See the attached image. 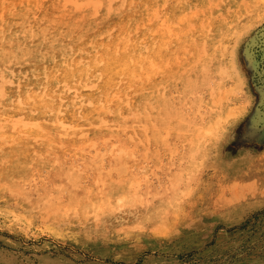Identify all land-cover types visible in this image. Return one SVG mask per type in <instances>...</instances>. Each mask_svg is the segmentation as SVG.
<instances>
[{
  "label": "rangeland",
  "instance_id": "rangeland-1",
  "mask_svg": "<svg viewBox=\"0 0 264 264\" xmlns=\"http://www.w3.org/2000/svg\"><path fill=\"white\" fill-rule=\"evenodd\" d=\"M47 1L38 0L37 4L44 7ZM102 1L106 8L120 5L119 0ZM228 2L229 0H203L198 4L194 2L193 6L181 11L193 16L184 21V27L176 18H171L170 21L165 18L176 0H152L150 4H135V8L132 5L127 10L131 13V18L121 34L125 42L132 34L140 36V32L149 34L153 31V37L149 39L153 40V64L150 66L153 70V100L149 101L153 107L147 103L149 112H153L150 117L153 121V133L137 128V135L130 138L123 135L119 140L118 137L112 138V133L107 130L105 133H96L95 138L100 146L104 143L109 147L112 144L127 145V150L133 151L134 155H125V160L120 165L110 158L103 161L104 163L97 158L90 159L87 165L85 162L86 166H79L80 169L75 175L79 178L76 181V190L78 195L90 192L96 195L111 181L118 187H123V182H127L126 188L137 202L143 205L150 201L153 205V212L156 211L153 213V222L139 226L135 208H125L118 214L108 212L99 221L90 215L81 216L75 205L76 202L79 203L80 197L77 194L70 195L68 191V175L54 172L49 167L30 166L29 178L42 175L48 180L49 191L40 198H44L42 201L47 212L42 211L36 195L25 198L11 191L0 190V264H264V17L240 29L236 40L241 86L239 83L237 85V77L225 80L216 73L205 69L203 71L200 63L197 64L199 68L196 65L191 69V59L199 51L197 58L200 55L203 57L204 48L200 49L196 39H191L194 44L192 48L189 43L186 48L179 43L182 30L205 24L207 17L210 20L219 17L224 20ZM82 3L74 5L69 2L67 4L65 0L52 1L48 8L45 7L47 18L51 20L48 27L55 30L73 25L72 28L83 32L82 30L86 31L84 26L88 22L93 23L92 30L109 23L106 28H114L109 31L105 29L103 37H115L122 26L119 22L123 20L124 14L120 11L124 8H117L113 10L117 13L103 18L104 13L94 16L92 4L88 3L86 6L87 3ZM25 5L27 4L20 5V8L25 11L31 8L29 5L26 8ZM245 5L246 0L242 3V6ZM56 8L60 10L57 11ZM33 12L35 11L30 14ZM30 16V21L24 20L22 27L35 28L36 40L43 42L46 30L41 26L45 25L32 21L37 12ZM162 19L167 23H163ZM75 21L81 26L75 25ZM158 32L162 35L161 39ZM103 37L100 35V39H104ZM22 40L31 41L32 37L23 35ZM186 40L190 39L187 37ZM143 41L141 38L140 43ZM172 42L175 53L171 52ZM32 43L34 42L29 44ZM160 53H164L161 58ZM11 67L0 65V82L4 74L11 72ZM194 69H197L196 74ZM138 75L139 78L135 79L139 82L143 77L140 74L137 77ZM183 83H188L190 92L183 91ZM233 85L236 90L234 93L223 92V88L228 90ZM15 87L14 84L10 85L8 91L12 92ZM227 106L232 111L230 116L225 112L228 110ZM206 107H210L211 111L220 109L227 116L219 121L205 139L198 132L194 133L195 136L200 135V139L204 141H201L202 145H198L199 150L192 157L193 163L189 159L193 164L190 166L185 157L189 158L193 149L186 134V125L193 121L195 112ZM187 152L188 155L185 154ZM94 154L93 151L91 156ZM2 159L3 164H10L6 156ZM203 159L205 162H200ZM33 162L31 164H35ZM15 163L23 166L21 159ZM63 168L67 167L64 165ZM85 176H90V182L85 183ZM26 190H29L28 186H25ZM134 193L136 196H133ZM52 198L54 201L57 199V204L50 205ZM50 212H58L64 219L60 216L51 217Z\"/></svg>",
  "mask_w": 264,
  "mask_h": 264
},
{
  "label": "bare ground",
  "instance_id": "bare-ground-1",
  "mask_svg": "<svg viewBox=\"0 0 264 264\" xmlns=\"http://www.w3.org/2000/svg\"><path fill=\"white\" fill-rule=\"evenodd\" d=\"M37 1L0 0V65L12 66L9 68L11 72L4 74L0 82V190L11 191L25 198L36 195L39 199L38 201H40L39 205L42 211L47 212L44 201H42L44 198H40L42 195H47L48 180L45 178L46 176L42 175L39 177L34 175L29 178L30 166H44V168L47 167L48 169L49 167L54 172L65 173V175L69 176L68 191L70 195H78L76 181L79 178L75 175L80 169L78 168L79 166L85 167L92 158H97L100 162L110 158L117 163L119 162L120 165V162L125 160V155V157L134 155L133 151L129 152L127 150V145L115 146L112 144L109 147L107 143H104L100 146L95 138L96 133L102 131L105 133L107 130L112 133V136H109L112 138L118 137V140L122 139L123 135H127L128 138L133 137L137 128H144V130L153 133V121L150 119L153 112H149L147 104L150 100H153V70L150 69L151 64H153V40H149L153 37V31L149 34L144 33V31L140 32V36L132 34L130 35L131 37L127 38L126 42L121 38L122 32L127 28V21L131 18V13H128L127 10L132 5L134 6L132 8H135V4L141 6L146 3L150 4L152 0H119L120 5H116V8H111V6L106 8V4L102 0H91L90 3L88 2L89 0H65L67 4L68 2L74 5L82 2L87 3L86 6L92 4V9L95 11L94 16L104 13L103 18H109V16L117 13V11H113L117 8H124V10L120 11L121 14H124L123 20L119 22L122 24L120 31L111 39L103 37V32L108 28L106 26L109 23L92 30L93 23L88 22L84 26L86 31L82 30L83 32L80 29L72 28V23V26L67 25L55 30L48 27L50 19L47 18L48 14L46 15L45 7L48 8L54 0H48L44 7L38 6ZM200 1L203 2V0H176V4L167 12L166 20L176 18L184 27V21L186 22L187 19H191L193 16H188L181 11H185L190 5L193 6L194 2L198 4ZM243 1L229 0L228 9L223 15L224 20L220 19V17L218 19L211 18L210 20L207 17L205 24L201 23L198 27L182 30L179 38L180 42H178L181 45H185L184 48H186L188 43L191 44V48L192 46L194 47L191 39H196L197 45L200 49L204 48L205 51L203 57L200 55L198 58L197 55L200 51L196 52L197 54L190 61L189 66L191 69L200 63V68L203 71L205 69V71L216 73L225 80L237 77V85L238 83L240 86L242 85L241 73L237 67L236 40L239 37L240 29L258 22L264 17V0H246L247 5L242 6ZM22 4H27L33 9L27 8V5H25L27 8V11H25L24 8H20ZM58 7L60 8V6ZM33 10L35 12L30 14ZM36 12L37 16L32 21L45 25L44 27L41 26L43 30H46L43 42L36 40L35 28L22 27V22L24 20L30 21L28 16H34ZM216 14L218 15V13ZM80 16L82 17V15ZM61 18L63 17L61 16ZM166 20L162 22L167 23ZM101 22L103 23V19H101ZM77 24L79 23L76 22L75 25ZM137 29L135 30L137 31ZM109 30L107 29V31ZM92 31L96 32L92 34ZM89 34L92 35L89 36ZM158 34L161 39V33L158 32ZM23 35L32 37V40H22ZM100 35L104 39H100ZM187 37L190 40H186ZM141 38L144 40L142 43H140ZM30 42L34 43L30 45ZM9 44L11 45L8 47ZM170 45V47H173L171 52L175 53L174 46H172L173 42ZM163 55L164 53H160L159 58ZM197 68H199L198 65ZM194 72L196 74L197 69H194ZM137 74L143 77L139 82L135 79L139 78ZM200 76L202 77V75ZM186 80L185 82H187ZM13 84L16 86L13 88L14 90L12 92L8 91L10 85ZM220 88L221 86L218 87V89ZM190 89L191 87L188 83H183L184 92L188 93ZM231 91L233 93L236 91L234 85L228 90L223 88V92L231 93ZM220 98L222 99V96ZM149 105L151 104L149 103ZM228 108L229 106H227ZM219 110L211 111L210 107L198 110L194 113L195 118L193 121L186 125V134L193 149L191 150V156L189 158L185 157L188 162L189 159L191 162L192 157L196 156V150H199L198 145H200L201 141L214 130L225 116H230L232 113L228 109L225 110V112L227 111V115H225L224 111ZM181 120H183L182 117ZM203 123L206 124L201 125ZM104 124L106 127L103 126ZM186 130L184 128V131ZM179 131L182 132L183 130L179 129ZM195 132L202 135L203 139H200V135L195 136ZM215 136H218V134ZM206 146L208 148V145ZM92 147L93 149H91ZM199 147L201 148V146ZM78 150L82 152H78ZM93 151L95 154L91 156ZM174 153L176 152L174 151ZM185 154L188 155V152ZM5 156L10 163L8 165L3 164L1 161L2 157ZM201 157L203 158V156ZM18 159L23 160V166L16 165L15 161ZM32 161L35 164H31ZM85 162H87L86 165ZM195 162L197 164V160ZM200 162L205 161L203 159ZM191 163L190 166L193 165ZM64 165L67 168H63ZM84 181L85 183L90 182V176H85ZM111 182L105 184L107 185L105 186L106 188L102 191L99 190L96 195H92L91 192L90 194L80 193L78 195L80 201L79 203L76 202L75 205L81 216L90 215L96 218V221H99L108 212L118 214L119 211H123L125 208H135L139 226H143L146 222H153V213L156 211L153 212V205L150 201L141 205L126 188L127 182H123V187L114 186L115 183ZM25 186H28L29 190L25 191ZM151 188L150 191L152 190ZM133 196H136V194L134 193ZM56 200L49 201L51 202L50 205L57 204ZM49 215L55 218L59 216L63 218L58 212H53V214L50 212Z\"/></svg>",
  "mask_w": 264,
  "mask_h": 264
}]
</instances>
